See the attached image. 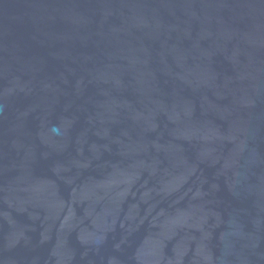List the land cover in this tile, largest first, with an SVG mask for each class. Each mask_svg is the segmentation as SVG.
<instances>
[{
	"label": "water",
	"instance_id": "1",
	"mask_svg": "<svg viewBox=\"0 0 264 264\" xmlns=\"http://www.w3.org/2000/svg\"><path fill=\"white\" fill-rule=\"evenodd\" d=\"M0 264H264V0H0Z\"/></svg>",
	"mask_w": 264,
	"mask_h": 264
}]
</instances>
